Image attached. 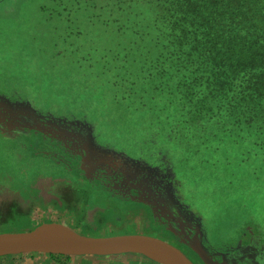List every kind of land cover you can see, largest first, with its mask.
I'll return each mask as SVG.
<instances>
[{
	"label": "rangeland",
	"instance_id": "374dc122",
	"mask_svg": "<svg viewBox=\"0 0 264 264\" xmlns=\"http://www.w3.org/2000/svg\"><path fill=\"white\" fill-rule=\"evenodd\" d=\"M159 1L0 0V234L146 235L191 256L196 226L215 253L264 237V117L241 125L206 90L192 98L180 84L193 66L186 55L204 42L179 19L157 21ZM171 23L178 31L164 50ZM90 38L108 45L93 53Z\"/></svg>",
	"mask_w": 264,
	"mask_h": 264
},
{
	"label": "trees",
	"instance_id": "16d2710c",
	"mask_svg": "<svg viewBox=\"0 0 264 264\" xmlns=\"http://www.w3.org/2000/svg\"><path fill=\"white\" fill-rule=\"evenodd\" d=\"M86 3L89 0H81ZM158 20L171 16L180 20L182 26L200 36L203 50L186 55L192 68L184 72L182 83L187 86L192 98L201 95L219 104L228 116L244 121H255L264 117V0H160ZM79 5V2L76 3ZM167 9V10H166ZM144 20L147 15H142ZM142 23V22H140ZM166 32H177L173 23L167 24ZM166 35L165 47L174 44V34ZM163 35V34H162ZM169 36V37H168ZM162 42V41H161ZM90 51H103L108 43L100 44L90 38ZM201 44V43H200ZM104 46V47H103ZM188 45H185L187 48ZM200 47V46H199ZM172 49V48H171ZM206 49V50H205ZM207 51V52H206ZM192 62L188 63V60ZM79 61H77L78 64ZM174 58L169 62L171 69L181 68ZM184 71V69H182ZM200 94H193V89ZM210 92H208V90ZM218 103V102H217ZM249 117V118H248ZM254 119V120H253ZM32 257V256H31ZM49 263L69 264L71 257L50 255ZM25 256L0 258V264H25ZM61 259H65L64 261Z\"/></svg>",
	"mask_w": 264,
	"mask_h": 264
},
{
	"label": "water",
	"instance_id": "95a60500",
	"mask_svg": "<svg viewBox=\"0 0 264 264\" xmlns=\"http://www.w3.org/2000/svg\"><path fill=\"white\" fill-rule=\"evenodd\" d=\"M41 230L23 234H0V258L30 254L91 257L110 253L145 255L157 259L163 257L168 261L166 264H194L180 248L153 236L89 237L66 233L61 229L64 233L61 236L35 240Z\"/></svg>",
	"mask_w": 264,
	"mask_h": 264
},
{
	"label": "flooded vegetation",
	"instance_id": "af4514ba",
	"mask_svg": "<svg viewBox=\"0 0 264 264\" xmlns=\"http://www.w3.org/2000/svg\"><path fill=\"white\" fill-rule=\"evenodd\" d=\"M248 229L249 230L247 232H244V233L241 232V233L243 235L244 234L248 235L249 233H251V230H250L249 227H248ZM253 234L248 238V241H247V243L244 246L242 244H240V243H237V245H239L238 247L240 249H243V247H245V246L247 247L248 244L253 243L254 246H257L254 249V252H255L254 255L257 254L255 259L258 260V264H263L264 260H263L262 263L259 262V260L262 259V256H263V253H264V249L260 248L262 237L261 236L259 237L257 234H254V235ZM201 236H206V235L204 234V231L202 229H200L198 226H196V227L193 228V231H190V232L188 231V234L186 235V237H187L186 240L188 241V243L185 242V243H187L189 245V248H195V250L200 251L199 254L202 253V246L204 244V240H203V238H201ZM199 238L201 239L200 241H199ZM260 239H261V241H260ZM249 246H251V245H249ZM209 247L210 248L212 247L210 243H209ZM248 248H253V247H248ZM183 252L193 261L194 264H197L196 261H198V260L202 263L201 258L199 257L198 254L196 256H191V255H189L188 252H186V251H183ZM238 252L240 253V251H237L236 253H234V250H232V251H227V254L226 253H219V254L221 255V258L224 259L223 261H225L226 264L228 262H229L228 264H235L232 261L238 255ZM246 263H239V264H246Z\"/></svg>",
	"mask_w": 264,
	"mask_h": 264
},
{
	"label": "crops",
	"instance_id": "0c3cea01",
	"mask_svg": "<svg viewBox=\"0 0 264 264\" xmlns=\"http://www.w3.org/2000/svg\"><path fill=\"white\" fill-rule=\"evenodd\" d=\"M2 7H5L6 12L12 11L10 4L4 5ZM259 223L261 224L259 225V229L263 232V236H264V221L260 219ZM248 230H249L248 226H245L241 231L239 230V232L244 233L247 232ZM201 238H203L204 240V244L202 246V253L199 254L200 251L196 250L197 254L201 258V261L205 262L206 264H226L225 261H223L224 259L221 258V255L219 253L213 252L212 249L209 247V242H208L209 240L207 239V237L201 236ZM200 240L201 239L199 238V241ZM248 247H253V248H248ZM255 247L257 246H254L253 243L248 244L247 247L246 246L243 247V249L240 250V253H238L236 258L232 262H234L235 264H239V263H246L248 261L246 264H258V260L255 259L257 254L254 255ZM260 248L264 249V237H262ZM263 260H264V253L262 259H260L259 262L262 263Z\"/></svg>",
	"mask_w": 264,
	"mask_h": 264
},
{
	"label": "bare ground",
	"instance_id": "6f19581e",
	"mask_svg": "<svg viewBox=\"0 0 264 264\" xmlns=\"http://www.w3.org/2000/svg\"><path fill=\"white\" fill-rule=\"evenodd\" d=\"M63 231L60 229V227H47L41 230V232L37 235V237L35 238V240L37 239H46V238H50V237H57V236H61L63 235ZM158 260V259H156ZM160 262H162L163 264L168 263L166 258H160L159 259Z\"/></svg>",
	"mask_w": 264,
	"mask_h": 264
}]
</instances>
